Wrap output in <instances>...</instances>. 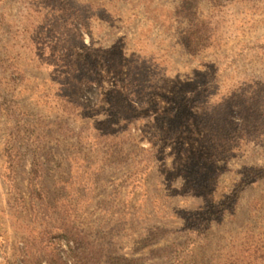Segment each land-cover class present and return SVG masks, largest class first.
Segmentation results:
<instances>
[{
  "label": "rangeland",
  "instance_id": "374dc122",
  "mask_svg": "<svg viewBox=\"0 0 264 264\" xmlns=\"http://www.w3.org/2000/svg\"><path fill=\"white\" fill-rule=\"evenodd\" d=\"M0 264H264V0H0Z\"/></svg>",
  "mask_w": 264,
  "mask_h": 264
}]
</instances>
